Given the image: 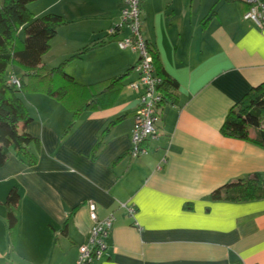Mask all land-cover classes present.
Here are the masks:
<instances>
[{"label": "crops", "instance_id": "obj_1", "mask_svg": "<svg viewBox=\"0 0 264 264\" xmlns=\"http://www.w3.org/2000/svg\"><path fill=\"white\" fill-rule=\"evenodd\" d=\"M181 1L141 2L143 35L178 83L146 154L129 153L139 101L128 85L136 72L113 100L81 110L70 128L75 108L89 99L85 88L69 102L23 92L32 119L20 127L36 137L34 160L12 150L0 166V264H75L93 225L88 200L100 218L115 216L108 247L93 264H264V198L211 197L228 182L264 179V148L222 132L231 108L264 82V27L244 19L240 0ZM120 11L109 23L81 27L98 45L81 57L85 71L65 67L80 84L119 76L138 61L117 44L127 28L106 34ZM15 187L11 229L6 199Z\"/></svg>", "mask_w": 264, "mask_h": 264}, {"label": "trees", "instance_id": "obj_2", "mask_svg": "<svg viewBox=\"0 0 264 264\" xmlns=\"http://www.w3.org/2000/svg\"><path fill=\"white\" fill-rule=\"evenodd\" d=\"M32 1L34 0H0V166L6 162L12 150L24 161L32 163L34 160L29 145L36 137L20 127L22 123L26 124L32 119L21 95L23 92L45 91L69 102L76 89L85 88L90 94L89 99L83 106L75 108L73 119L69 123L70 128L81 110L98 106L99 101L113 100L124 84V78L135 67L134 65L119 76L84 86L65 67L69 61L81 58L87 47L56 66L46 67L43 64V55L50 49L59 27L65 24L64 17L52 12L36 16L28 6ZM150 52L157 73L164 78L162 89L166 102L172 98L170 90L176 88L178 83L160 66L157 51L151 46ZM15 63L25 71L24 76L19 77V87L9 79L8 67ZM85 91L81 93L84 95ZM222 132L228 136L249 140L264 148V82L253 87L231 108ZM211 197L236 201L264 198V179L256 174L254 177L228 182L215 189ZM19 199L18 189L12 188L6 199L7 219L11 229L18 220Z\"/></svg>", "mask_w": 264, "mask_h": 264}, {"label": "built area", "instance_id": "obj_3", "mask_svg": "<svg viewBox=\"0 0 264 264\" xmlns=\"http://www.w3.org/2000/svg\"><path fill=\"white\" fill-rule=\"evenodd\" d=\"M121 9V22L108 31L114 35L123 28L128 29V34L117 40L121 49L131 50L138 54L134 72L137 77L129 83V87L138 94V107L135 113V122L132 130V145L130 155L137 157L149 151V142L159 136V123L161 110L165 103V94L162 89L164 78L156 71L152 60L150 45L142 32V0H123ZM247 5L243 13L244 19L251 20L257 27H264V0H240ZM10 82L16 86L21 85L20 78L14 73L9 76ZM87 205L93 221L87 240L79 248L75 264H93L100 259L108 247L114 225L115 216L110 214L100 218L97 212V203L88 200ZM128 213L133 216L136 208L124 205Z\"/></svg>", "mask_w": 264, "mask_h": 264}, {"label": "rangeland", "instance_id": "obj_4", "mask_svg": "<svg viewBox=\"0 0 264 264\" xmlns=\"http://www.w3.org/2000/svg\"><path fill=\"white\" fill-rule=\"evenodd\" d=\"M121 1L122 6H124L123 0H34L30 2L29 9L36 16L52 12L61 14L64 17L63 23L65 24L59 27L50 49L43 56L47 65L53 67L64 62L68 58L66 52L73 55L82 51L85 47L88 48L84 54L85 56L91 52L98 43H95L94 40L96 39L92 38L90 34H82L81 27L84 26L87 29L91 25L109 23L113 17L112 15L120 11ZM181 2L188 4L190 0ZM118 22H121V18L118 19ZM107 30L109 31V29ZM107 30L106 34L108 35ZM88 39L93 42L86 44L85 42ZM86 61V59L79 60L77 58L69 61L68 64L72 63L78 70L85 71L87 69ZM12 68L20 77L24 76L25 71L18 63L8 67V72ZM22 96H24V93H22Z\"/></svg>", "mask_w": 264, "mask_h": 264}]
</instances>
